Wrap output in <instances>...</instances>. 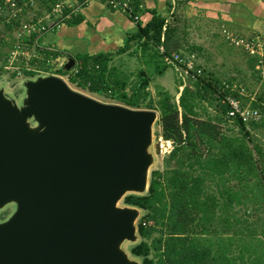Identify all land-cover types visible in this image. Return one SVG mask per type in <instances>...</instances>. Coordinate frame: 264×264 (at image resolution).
Segmentation results:
<instances>
[{"label": "water", "instance_id": "1", "mask_svg": "<svg viewBox=\"0 0 264 264\" xmlns=\"http://www.w3.org/2000/svg\"><path fill=\"white\" fill-rule=\"evenodd\" d=\"M19 85V98L0 86V211L13 206L0 264H140L122 247L138 240L140 209L119 202L148 193L158 113L102 103L56 75Z\"/></svg>", "mask_w": 264, "mask_h": 264}, {"label": "trees", "instance_id": "2", "mask_svg": "<svg viewBox=\"0 0 264 264\" xmlns=\"http://www.w3.org/2000/svg\"><path fill=\"white\" fill-rule=\"evenodd\" d=\"M164 26L165 20L154 19L129 39L139 41L142 55L150 59L153 56L162 62L163 66L154 69L157 75H162L169 67L163 63L157 48L162 43L161 36H165L163 43L167 53L178 49V44L171 38L169 24L165 32ZM10 29L11 26L6 25V31ZM7 42L4 33L0 32V54L11 47ZM127 49L129 46L121 52ZM41 52L45 58L55 59L58 55L46 49ZM77 59L81 66L76 73L60 69L56 74H68L69 82L76 86L91 93H104L126 107L158 110L159 136L173 145L167 158L171 168L152 172L148 193L124 198L125 204L147 211L138 224L143 240L132 247L131 253L142 258V264H238L231 256L214 254L202 235L217 219L221 203L224 210L244 206L247 202L264 204L263 153L258 146L253 150L245 138L227 135L221 127L222 122H230L247 137L253 127L264 124L247 125L228 118L229 107L221 102L222 96L231 94L239 99L241 89L250 94L247 88L233 82H219L203 71L193 81V90L184 87L177 103L167 90L160 92L154 103L147 90L150 79L144 72H139L140 82L128 94L126 80L118 77L110 67V54L79 56ZM250 60L256 66V58L250 57ZM25 74L28 77L37 75L34 71H25ZM223 84L236 86V89L220 93ZM207 94L217 102L219 114L202 118L197 110ZM243 99L247 103L248 100ZM252 106L255 108L260 104L254 101ZM154 233H160V236L148 243ZM152 251L155 252L153 256Z\"/></svg>", "mask_w": 264, "mask_h": 264}, {"label": "rangeland", "instance_id": "3", "mask_svg": "<svg viewBox=\"0 0 264 264\" xmlns=\"http://www.w3.org/2000/svg\"><path fill=\"white\" fill-rule=\"evenodd\" d=\"M210 29V28H209ZM201 25L196 35L199 34L202 37ZM261 39L264 40V35H261ZM207 41V39H204ZM197 44H200V41ZM203 42V41H202ZM212 45H204L202 51L194 50L195 45L192 43L179 42V49L184 51L193 50L198 55L200 66L202 67L204 73H210L214 78L218 79L219 82H233L235 84H240L247 88V91L253 96L258 102V104L264 103L262 100L264 98V83L262 82L259 71L255 70L254 63L248 58L244 51L231 50L226 48L223 42L219 38L212 39L210 41ZM192 48V49H191ZM152 52H150L151 54ZM151 56V55H150ZM41 59L36 60L37 62L32 65H39L40 67L46 64L47 60H54L53 58H45L41 56ZM64 59V57H63ZM163 66L162 62L158 58L151 56H144L141 54L140 43L135 44L129 55L120 57L119 59L111 63V67L114 72L121 79H125L127 82L126 92L131 93L133 86H136L140 82L139 72H144L145 76L150 79V85L147 87L148 92L151 94L154 103L159 99V94L163 90H167L171 95L173 100L177 103L181 95V90L178 86V78L175 71L171 67H167L162 75H157L155 73V65ZM57 68L55 65H51L49 68H45L43 71H47L46 75H57L52 69ZM45 74V73H39ZM38 75V74H37ZM204 75V74H203ZM60 76V75H58ZM68 83L71 89L78 91L84 95L92 97L102 103L117 104L122 105L121 102L115 100L114 98L105 95L104 93H91L87 89L80 88L67 80L69 75L60 76ZM14 77L0 76V86L3 84H8L10 91L19 98L22 93L19 83L23 78H18L14 82ZM233 80V81H232ZM194 82L189 81L187 86L193 90ZM262 97V99H261ZM261 100H260V99ZM124 106V105H123ZM144 106H142L143 108ZM155 107L152 106V108ZM203 107V108H202ZM217 102L212 99L210 94H207L205 100L201 101V108H198L197 113L202 118L207 116H216L219 114L217 108ZM147 110V109H138ZM156 111L159 116V111L155 109H150ZM223 132L229 136H237L239 138H245V140L250 144L251 148L254 150L255 146H258L264 156V124L258 127H253L249 132V136H244L241 130L230 122L224 121L221 123ZM252 127V126H250ZM161 131L160 124L156 123L154 132L157 133L156 140L162 138L159 136ZM163 140V139H162ZM165 141V140H163ZM162 152L160 154L155 153V149L152 146L151 153L154 155V163L150 167V178L154 171H165L171 168V164L168 163L167 158L173 145L171 141L162 142ZM168 147V148H167ZM164 148V149H163ZM124 200L119 202V206L124 207ZM140 209V217L138 218L137 224L140 223L142 218L147 215V211ZM13 212V206L10 205L0 211V221L7 219ZM153 224V222H149ZM209 230L205 232L202 237L205 239L206 243L213 249L214 254H224L233 257L238 264H264V204L258 205L251 202H247L244 206L233 207L232 209L224 210L221 203L217 219L214 224L208 228ZM160 233H154L152 237L147 240L148 243L152 241L153 238L159 237ZM142 237L139 235L136 243L125 242L123 244V249L128 254L130 259L142 263V258L134 256L131 253L132 247L136 246L142 242ZM152 251V256L154 255ZM151 256V257H152Z\"/></svg>", "mask_w": 264, "mask_h": 264}, {"label": "crops", "instance_id": "4", "mask_svg": "<svg viewBox=\"0 0 264 264\" xmlns=\"http://www.w3.org/2000/svg\"><path fill=\"white\" fill-rule=\"evenodd\" d=\"M134 5L140 18L138 22L111 8L104 0H92L78 15L62 23L59 28L50 27L40 38V45L50 52H57V71L65 69L66 63L72 58L74 65L69 71L73 73L81 66L77 59L79 56L110 54L111 67L113 61L129 55L135 44L139 43L138 40H129L130 37L154 19L165 20V26L169 24L171 38L178 46L179 42L192 43L191 45L197 47L194 50L198 52L205 49L204 45H212L210 41L215 37L225 43L226 48L243 51L230 45L226 41L225 33L243 39L260 38L264 35V0H135ZM36 6L40 10L35 8L33 12L39 15L49 8V2L44 0ZM200 25L202 37L196 35ZM165 30L163 29L164 32ZM162 38L165 40L164 34ZM144 39L145 37L142 40ZM196 41H200V44ZM126 46L129 49L122 53ZM173 52L198 55L193 50L184 51L179 48ZM198 63L200 64L199 59ZM157 66L158 64L155 68Z\"/></svg>", "mask_w": 264, "mask_h": 264}, {"label": "built area", "instance_id": "5", "mask_svg": "<svg viewBox=\"0 0 264 264\" xmlns=\"http://www.w3.org/2000/svg\"><path fill=\"white\" fill-rule=\"evenodd\" d=\"M42 1L44 0H0V32L4 33L7 43L11 45L0 54V76L8 74L14 77L15 79L12 78V80L16 82L18 78L27 77L25 71L49 74L39 65H32L43 56L40 38L50 30V27L59 28L62 23L78 15L81 9L92 0H48L49 8L37 15L33 10L35 8L40 10L36 4ZM134 1L104 0L111 8L129 15L138 22L140 18L135 12ZM6 25L11 26L8 32ZM163 29L165 30L166 26ZM225 38L230 45L241 48L248 56L256 58V69L264 83V40L258 37L236 38L228 33H225ZM161 41L158 49L163 63L173 68L180 82L179 89L182 91L189 81L193 82L202 75L203 69L194 53H167L163 43L164 38ZM55 61V59L47 60L45 66L48 68L51 65L56 66ZM57 68L52 70L56 72ZM77 71L75 69L73 73ZM235 89L236 86L230 87L228 84H223L219 92L226 90L232 92ZM239 95V99L231 94L222 96L221 102L229 107L228 118L240 120L247 125L264 123V103L254 108L252 102L256 100L253 96L243 89L239 91ZM243 98L248 100L247 103Z\"/></svg>", "mask_w": 264, "mask_h": 264}, {"label": "bare ground", "instance_id": "6", "mask_svg": "<svg viewBox=\"0 0 264 264\" xmlns=\"http://www.w3.org/2000/svg\"><path fill=\"white\" fill-rule=\"evenodd\" d=\"M168 148V147H167ZM164 149V148H163Z\"/></svg>", "mask_w": 264, "mask_h": 264}]
</instances>
